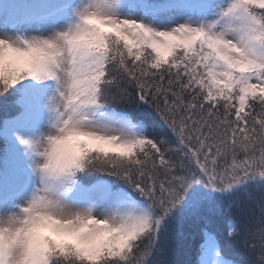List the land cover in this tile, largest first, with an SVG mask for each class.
Here are the masks:
<instances>
[{"label":"snow or ice","instance_id":"6c2138e0","mask_svg":"<svg viewBox=\"0 0 264 264\" xmlns=\"http://www.w3.org/2000/svg\"><path fill=\"white\" fill-rule=\"evenodd\" d=\"M0 264H264V0H0Z\"/></svg>","mask_w":264,"mask_h":264},{"label":"trees","instance_id":"16d2710c","mask_svg":"<svg viewBox=\"0 0 264 264\" xmlns=\"http://www.w3.org/2000/svg\"><path fill=\"white\" fill-rule=\"evenodd\" d=\"M177 258H179V257H177Z\"/></svg>","mask_w":264,"mask_h":264}]
</instances>
